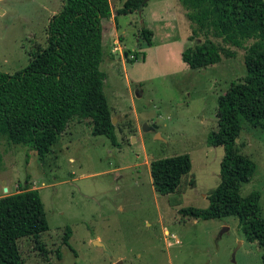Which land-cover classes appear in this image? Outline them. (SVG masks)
<instances>
[{"label":"rangeland","instance_id":"1","mask_svg":"<svg viewBox=\"0 0 264 264\" xmlns=\"http://www.w3.org/2000/svg\"><path fill=\"white\" fill-rule=\"evenodd\" d=\"M124 1L110 0L111 16L102 19L100 62L118 145L76 117L40 159L0 127V197L26 186L38 189L48 222L40 236L45 257L30 238L18 239L23 264H261V249L244 238L237 216L180 213L207 207V195L219 183L224 148L207 139L216 129L218 97L246 75L244 49L230 46L234 56L191 68L181 57L193 41L179 0H146L140 9L119 13ZM64 4L0 0L1 71L24 68L47 45L48 22ZM143 27L152 31L151 45ZM240 122L235 149L255 163L240 194L259 191L264 217V119L258 126ZM184 153L191 160L189 175L176 191L156 192L150 162Z\"/></svg>","mask_w":264,"mask_h":264},{"label":"trees","instance_id":"2","mask_svg":"<svg viewBox=\"0 0 264 264\" xmlns=\"http://www.w3.org/2000/svg\"><path fill=\"white\" fill-rule=\"evenodd\" d=\"M190 21L192 46L182 51L191 68H203L232 57L231 47L243 48L246 75L231 82L217 99L216 129L208 144L222 145L219 183L207 195L205 208L183 207L189 218H224L235 215L244 238L256 242L264 264V217L259 214L257 190L241 196L255 163L235 149L241 119L258 126L264 119V0H179ZM145 0H126L119 13L140 9ZM111 16L109 0H65L47 26V45L22 69L12 74L0 70V127L14 144L30 145L42 159L73 118L88 121L93 134H102L118 145L115 124L103 87L102 19ZM146 43L152 31L142 28ZM215 39H218L216 41ZM128 53V52H127ZM136 59V56H133ZM144 57V56H143ZM126 58H129L128 55ZM133 59V60H134ZM188 154L152 160L150 174L156 192L176 191L189 175ZM28 181V179H26ZM195 185L194 178L189 179ZM48 230L40 193L26 186L0 197V264H23L18 239L30 238L45 257L41 240ZM69 228L63 243L68 245ZM56 255L61 258L60 250Z\"/></svg>","mask_w":264,"mask_h":264},{"label":"water","instance_id":"3","mask_svg":"<svg viewBox=\"0 0 264 264\" xmlns=\"http://www.w3.org/2000/svg\"><path fill=\"white\" fill-rule=\"evenodd\" d=\"M145 1H146V0H145ZM127 55H128L127 52H124V53H123V57H124V58H126ZM117 57H120V55H117ZM113 120H114V119L112 118V122H113ZM113 123H114V122H113ZM93 244H94V245H99V246L102 245V243H101L99 240H94V241H93ZM118 263H120V262H118Z\"/></svg>","mask_w":264,"mask_h":264},{"label":"crops","instance_id":"4","mask_svg":"<svg viewBox=\"0 0 264 264\" xmlns=\"http://www.w3.org/2000/svg\"><path fill=\"white\" fill-rule=\"evenodd\" d=\"M109 2H110V0H109ZM110 6H111V2H110ZM152 39V38H151ZM117 55H119V54H117ZM118 58V57H117Z\"/></svg>","mask_w":264,"mask_h":264},{"label":"built area","instance_id":"5","mask_svg":"<svg viewBox=\"0 0 264 264\" xmlns=\"http://www.w3.org/2000/svg\"><path fill=\"white\" fill-rule=\"evenodd\" d=\"M118 47L116 46L114 49H117Z\"/></svg>","mask_w":264,"mask_h":264}]
</instances>
